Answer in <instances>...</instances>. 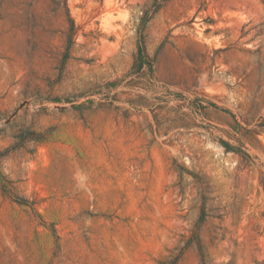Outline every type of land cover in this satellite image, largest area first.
Masks as SVG:
<instances>
[{
	"label": "rangeland",
	"instance_id": "374dc122",
	"mask_svg": "<svg viewBox=\"0 0 264 264\" xmlns=\"http://www.w3.org/2000/svg\"><path fill=\"white\" fill-rule=\"evenodd\" d=\"M0 264H264V0H0Z\"/></svg>",
	"mask_w": 264,
	"mask_h": 264
}]
</instances>
